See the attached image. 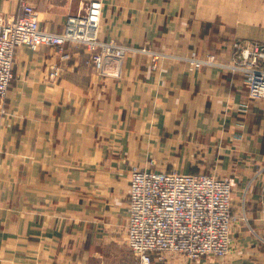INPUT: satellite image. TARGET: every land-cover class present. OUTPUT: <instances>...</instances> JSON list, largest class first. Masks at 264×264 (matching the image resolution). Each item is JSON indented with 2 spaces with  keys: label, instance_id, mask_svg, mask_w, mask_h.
Returning a JSON list of instances; mask_svg holds the SVG:
<instances>
[{
  "label": "crops",
  "instance_id": "obj_1",
  "mask_svg": "<svg viewBox=\"0 0 264 264\" xmlns=\"http://www.w3.org/2000/svg\"><path fill=\"white\" fill-rule=\"evenodd\" d=\"M89 1L0 0V20L28 3L60 33ZM98 1L100 39L127 49L119 74L100 75L75 42L68 60L18 49L0 102V264H140L127 244L135 168L234 181L228 256L151 264H264V99L233 69L237 44H264V0ZM194 54L215 63L192 68Z\"/></svg>",
  "mask_w": 264,
  "mask_h": 264
},
{
  "label": "built area",
  "instance_id": "obj_2",
  "mask_svg": "<svg viewBox=\"0 0 264 264\" xmlns=\"http://www.w3.org/2000/svg\"><path fill=\"white\" fill-rule=\"evenodd\" d=\"M19 17L0 20V102L7 97L14 79L18 49L37 50L43 45L63 50L68 42L83 44L91 53L100 75L119 74L110 67L121 61L125 47L100 39L103 4L91 0L70 14L60 33L44 30L31 4L23 5ZM243 60L233 69L242 71L248 96L264 99V44H237ZM216 56L189 60L192 68L213 65ZM155 66V64H154ZM59 77V67L51 73ZM234 181L214 174L153 171L135 168L130 176L127 244L140 264H151L154 253L183 255L194 261L204 257L225 258L234 241L236 217L232 210Z\"/></svg>",
  "mask_w": 264,
  "mask_h": 264
},
{
  "label": "rangeland",
  "instance_id": "obj_3",
  "mask_svg": "<svg viewBox=\"0 0 264 264\" xmlns=\"http://www.w3.org/2000/svg\"><path fill=\"white\" fill-rule=\"evenodd\" d=\"M91 58V61H92V57H90ZM92 63H93V61H92ZM93 65H94V67H95V64L93 63ZM96 69V68H95ZM173 254V253H172ZM184 257V256H183ZM184 258H186V257H184ZM203 259H206V261H209V259H214V258H211V257H209V258H207V257H204ZM215 259H217V258H215ZM220 259H223V258H220ZM186 260H188V262H193L192 260H190V259H188V258H186ZM200 260H197V261H194V263H196V262H199ZM201 261H202V259H201ZM200 261V262H201Z\"/></svg>",
  "mask_w": 264,
  "mask_h": 264
}]
</instances>
